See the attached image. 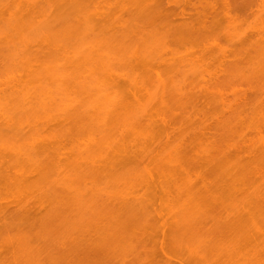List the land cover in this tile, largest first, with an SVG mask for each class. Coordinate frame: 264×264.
Wrapping results in <instances>:
<instances>
[{"label": "rangeland", "instance_id": "374dc122", "mask_svg": "<svg viewBox=\"0 0 264 264\" xmlns=\"http://www.w3.org/2000/svg\"><path fill=\"white\" fill-rule=\"evenodd\" d=\"M258 49L264 0H0V264H264Z\"/></svg>", "mask_w": 264, "mask_h": 264}, {"label": "bare ground", "instance_id": "6f19581e", "mask_svg": "<svg viewBox=\"0 0 264 264\" xmlns=\"http://www.w3.org/2000/svg\"><path fill=\"white\" fill-rule=\"evenodd\" d=\"M258 51L260 52L259 55H262V62L261 64L264 65V50L263 49H258ZM159 76L156 75L155 79H157L155 84H160L159 86H164L165 85V88L167 87H170L172 86L171 83H163L160 79L161 78H158ZM170 89H172V87H170ZM99 92H101L102 90H98ZM116 96V95H115ZM102 97H104V100H108V103L107 105H110L111 107L108 109V111H116V115H119L123 121V118L126 121L128 122H133V121H136V118H137V112H133V110L130 107V105L132 104L131 101L129 100H124V99H120V97H114L111 93H104L102 94ZM133 98H136L134 95L132 96ZM138 99V98H137ZM134 102L138 103V100H133ZM121 111V112H120ZM120 113V114H119ZM257 237H261V233H254ZM264 234V233H263ZM263 238H264V235H263ZM263 238L261 240H263ZM264 241V240H263ZM262 241L263 244H260L261 246L264 245V242ZM264 247V246H263Z\"/></svg>", "mask_w": 264, "mask_h": 264}]
</instances>
